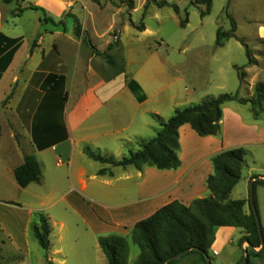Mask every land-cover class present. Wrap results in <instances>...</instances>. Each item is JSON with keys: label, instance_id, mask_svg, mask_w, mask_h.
<instances>
[{"label": "crops", "instance_id": "crops-1", "mask_svg": "<svg viewBox=\"0 0 264 264\" xmlns=\"http://www.w3.org/2000/svg\"><path fill=\"white\" fill-rule=\"evenodd\" d=\"M22 2L24 5L20 7H39L44 10V14L40 12L42 16L57 23L63 20V16L67 17V13L77 14L84 0ZM16 9L17 4L10 7V4L0 3V102L8 95L2 86L4 83L7 85L8 82L17 81L21 88L16 101L8 102L3 108L9 129L6 137L11 140L15 136L10 117L17 118L27 133V138L18 135L25 143L24 149L17 150L9 144L6 151L0 153V234L13 247L16 238L27 235L32 214L39 210L37 206L23 204L21 198L40 183L22 189L13 175L14 169L23 163L26 156L35 159L36 154L40 155L43 161L35 160L41 170L45 156L52 153L57 159V167L67 166L72 191L60 200L68 197L71 204L82 207L89 220L96 224L97 232H121L129 236L136 222L150 217L161 207L173 201L188 206L196 199L209 196L206 179L213 173L211 158L214 155L237 147L264 151V120H246L230 102L222 106L219 135L199 137L189 125L179 128L177 156L180 165L176 170H157L147 166L137 170L132 166L120 168L98 163L100 167L97 171L87 176L86 170L76 162V158L81 155L89 159L83 152L84 147L97 150L101 156L120 160L129 145L146 142L144 138L147 129L154 128L150 120L152 116H158L159 112L150 103L155 94L150 93L149 80L157 72L156 53L148 46H138L128 51L126 58L123 56L121 67L116 69L113 60L105 62L96 53L87 52L79 56L75 51L77 37H83L90 49L93 46L84 26H80L81 34L76 36L74 17H71L74 25L67 33H64L67 30L65 26L43 22L39 18V22L44 23L43 31L33 36L35 49L24 56V59L27 57L26 61H21L23 36L14 33L10 27L16 26L22 15L31 10L14 17ZM8 18L15 22L8 23ZM141 34L145 35L144 32ZM61 35H67L66 40H60ZM35 56L38 61L28 71V64ZM20 62L24 64L23 68L20 73H15ZM133 63L136 67L131 70ZM158 69L163 72L162 67ZM53 100L65 102L63 127L51 123ZM40 107L42 111L36 115ZM0 127L2 147L4 133L1 124ZM257 158L252 153L245 160L241 179L230 194L237 187H243L239 192L240 199L237 200L246 201L243 210L247 214L251 206L247 188L256 180H264L263 176H256L264 172L258 169ZM103 168L109 169L112 176H98L97 172ZM90 182L106 188L121 182L127 184H124L125 191L119 193V201L107 205L105 202H97L94 196H86ZM236 232L237 228L234 227H219L215 230V240L210 248L211 264H222L224 257H231V264L240 261L246 248L243 241L240 246L237 245L239 250H235L233 238ZM242 238L243 234L240 241ZM228 247H231V252L227 250ZM56 252L61 254L59 250Z\"/></svg>", "mask_w": 264, "mask_h": 264}, {"label": "rangeland", "instance_id": "rangeland-1", "mask_svg": "<svg viewBox=\"0 0 264 264\" xmlns=\"http://www.w3.org/2000/svg\"><path fill=\"white\" fill-rule=\"evenodd\" d=\"M161 1L98 0L96 3L84 0L77 14L67 13L69 14L67 17L63 16L64 25L62 26L67 28L64 33L71 30L74 25L71 17H74L80 26L87 29L93 46L90 49L83 37H77L75 51L79 53V56H84L87 52L96 53L105 62L113 60L116 69L121 67L123 56L126 58L128 51L143 45L153 49L158 62L156 75L149 80L150 93L155 94L150 103L159 112L157 116L159 120L166 121L177 108L189 107L223 94L236 95L238 99H249L256 88L261 87L264 90V0H211L209 9L206 3L193 4L195 0H166L178 7V14L170 7H156L155 4ZM146 4L148 8L144 11ZM23 5L21 2L20 6ZM14 6L16 4H10V7ZM143 13L144 17H142ZM39 18L43 19L40 12L27 11L17 21L16 26L10 27L14 33L23 36L21 61L29 51L32 53L35 49V43L32 42L33 36L43 31L44 23L39 22ZM183 21H186V24L180 27ZM10 22L15 20L10 21L8 18V23ZM141 23L144 25L145 35L135 30V27ZM232 23L233 37L225 40L222 47H217L215 45L217 32L220 39H224V35L232 30ZM66 38L67 35H61L59 39L66 40ZM141 41L143 43H138ZM246 47L250 51L251 64H248ZM37 61L35 56L34 60L28 64V71L36 65ZM23 65L20 62L15 73L21 72ZM135 67L136 64L133 63L131 70ZM158 67H162L163 72H159L162 70ZM240 74L243 75L242 81L239 78ZM4 85L2 86L5 91H8V95L0 102V124L4 133V145L0 147L2 154L9 144L17 150L24 149L25 143L19 139L18 135L27 138L25 128L15 117L9 118V121L14 124L15 136L11 140L6 137L9 129L5 118L7 115L3 113V108L8 102L16 101L21 88L17 81L8 82L7 85L4 83ZM63 100L62 102L53 100L51 123H54V126L58 124L64 126L65 102ZM233 104L246 120H264V112L259 113L261 119H254L249 104L239 105L236 102ZM41 111L42 107L37 110L36 115ZM150 123L154 128L147 129L146 138H144L146 141L154 138L158 130V121L155 117H151ZM137 145V143L133 146L129 145L123 153L126 155L129 150L136 151ZM90 149L100 154L97 150ZM245 150L247 155L245 160H248L252 153L256 154L258 169L264 171V151ZM41 158L40 155H35L37 161H43ZM56 162L57 159L52 153L45 156L44 165L41 166L40 184L34 185L21 198L23 204L37 206L39 209L32 214L30 224L37 222L36 214L38 213L49 219L50 249L47 252L42 250L29 230L24 238L20 235L14 240L15 247L0 234V264H48V262L106 264L97 239L100 236L110 235L126 238L128 247L126 264H133L138 257V249L132 243L130 236L121 232H97L96 224L89 220V216L82 207L78 208L71 204L68 197L60 200L62 196L72 191H70L67 166L57 167ZM76 162L78 166L86 170L87 176L100 167L98 163L82 155L76 158ZM256 176H264V172ZM124 184L127 183H116L106 188L90 182L89 193L86 196H94L97 202L112 205L119 201V193L125 191ZM249 189L250 186L247 192ZM241 190H243L242 186L237 187L230 195V199H240ZM253 198L264 233V187L256 185L253 189ZM242 234V231L237 229L233 238L235 250H239L237 245L240 243ZM244 246L248 248L246 243ZM57 250L60 251V255L56 252ZM227 250L231 252V247ZM197 262V258L192 256L181 259L178 264H197ZM254 262L264 264V262ZM222 264H231V257H224Z\"/></svg>", "mask_w": 264, "mask_h": 264}, {"label": "trees", "instance_id": "trees-1", "mask_svg": "<svg viewBox=\"0 0 264 264\" xmlns=\"http://www.w3.org/2000/svg\"><path fill=\"white\" fill-rule=\"evenodd\" d=\"M22 1L0 0L3 4H17V9L13 13L14 17L20 16L27 10L39 11L44 14V10L36 6L20 7L19 3ZM91 1L98 2V0ZM210 2L211 0H195L192 3L195 5L206 3L209 9ZM155 6L158 8L170 7L175 13L178 14L179 12L176 5H172L166 0H162ZM147 8L148 4L144 6V11ZM142 17H144V13ZM42 21L64 25L63 20L55 23L51 18L45 16H43ZM185 24L186 21L181 22L180 27H184ZM135 30L143 32L145 30L144 25L141 23L135 27ZM233 31L234 25L232 23V30L224 35V39H220L217 32L215 45L222 47L225 40L233 37ZM75 34L76 36L81 34L80 24L77 20H75ZM0 37L2 38V35ZM246 55L249 59L248 64H251L250 51L247 47ZM239 78L242 81L243 75L240 74ZM230 102L241 105L249 104L254 119H261L259 113L264 112V90L261 87L256 88L249 99H238L236 95L231 94L206 99L189 107L175 109L166 121L153 116L158 121L155 137L146 142H139L137 151L129 150L120 160L101 156L89 147H84L83 152L90 160L112 167L126 168L132 166L141 170L147 166L157 170H176L180 165L177 156L179 128L183 125H189L199 137L219 135L222 106ZM56 129L59 131L58 127ZM39 147L41 146L39 145ZM245 155L244 147L233 148L214 155L211 158L213 173L206 179L209 196L196 199L188 206L173 201L158 209L150 217L136 222L129 234L132 243L138 249V257L133 264H178L181 259L192 256L197 258V264H207L206 257L211 264L210 248L215 240V230L219 227L240 229L243 238L239 246L243 241H246L252 247V249H245L246 256L243 255L237 264H241L243 260V264H256L254 261L264 262V245L261 248L260 235L251 206L250 212L247 214L243 210L246 201L230 200L229 198L232 190L241 179V173L245 166ZM13 175L17 185L22 189L31 184H39L41 181L40 166L31 156L24 158L23 163L14 169ZM97 175L112 176V173L109 169L103 168L97 172ZM256 185L264 187V180L254 181L253 189ZM36 215L38 220L29 225V231L40 248L47 252L50 249L49 236L51 233L49 219L43 214L38 213ZM261 231L263 234L262 228ZM97 242L105 256L106 264H126L128 247L125 237L120 235L100 236ZM48 264L52 263L48 262Z\"/></svg>", "mask_w": 264, "mask_h": 264}, {"label": "water", "instance_id": "water-1", "mask_svg": "<svg viewBox=\"0 0 264 264\" xmlns=\"http://www.w3.org/2000/svg\"><path fill=\"white\" fill-rule=\"evenodd\" d=\"M249 201H250V204H251V209H252V212H253V215H254V218H255V221H256V225H257V229H258V233L260 235V240H261V248L263 247L264 245V238H263V234H262V231H261V226H260V221H259V217H258V214H257V211H256V208L254 206V200H253V183H250V189H249ZM245 243L247 244L248 248L252 249V247L249 245L248 242L245 241ZM244 255L246 256V252L244 250ZM206 262L207 264H210L208 258L206 257ZM244 260L241 262V264H243Z\"/></svg>", "mask_w": 264, "mask_h": 264}]
</instances>
